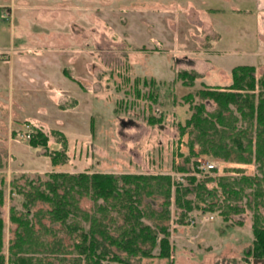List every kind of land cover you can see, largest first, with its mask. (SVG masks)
Returning <instances> with one entry per match:
<instances>
[{"label": "rangeland", "instance_id": "obj_1", "mask_svg": "<svg viewBox=\"0 0 264 264\" xmlns=\"http://www.w3.org/2000/svg\"><path fill=\"white\" fill-rule=\"evenodd\" d=\"M256 0H0V217L4 222L2 253L37 259L41 264H84L74 247L92 216L112 226L120 219L109 203L93 198L90 190L77 196L79 210L64 223L50 217V204L27 194L51 171L103 172L119 175L169 174L173 182L187 183L190 175L216 191L213 212H182L171 201L168 238L171 257L131 258L130 264H264L244 259L251 245L252 187L242 176L262 175L251 156L249 163L190 153L187 131L180 135L200 102L197 90L226 86L231 68L255 66L264 73V11L257 17ZM66 66L71 78L62 73ZM195 72L183 79L179 72ZM194 95L193 103L184 96ZM208 110L215 104L205 101ZM33 127L51 136L67 137L68 159L53 167L42 148L18 135ZM187 159V160H185ZM214 164L211 169L198 166ZM185 165L187 171H179ZM237 168H239L237 170ZM217 180L240 188L239 199L225 200ZM139 205L162 222V196L140 195ZM237 204L238 211L221 210ZM100 206H105V210ZM264 214V209H262ZM15 214L25 223L24 251L10 256L16 238ZM213 215L201 224V215ZM193 220V222H191ZM111 227H109L110 229ZM79 258L81 261L79 262ZM14 264V263H13ZM102 264H125L104 259Z\"/></svg>", "mask_w": 264, "mask_h": 264}, {"label": "trees", "instance_id": "obj_2", "mask_svg": "<svg viewBox=\"0 0 264 264\" xmlns=\"http://www.w3.org/2000/svg\"><path fill=\"white\" fill-rule=\"evenodd\" d=\"M231 82L226 86H204L197 90L200 102L193 103L194 95L188 93L184 96L186 102H191L192 113L184 124H178L180 135L187 131L191 137L188 148L191 154H206L221 157L227 161L249 163L251 156L257 163L262 175L242 176V179L252 187L251 199L246 202L252 209V235L251 245L244 251V259H264V73L257 76L255 66L250 64L236 65L231 68ZM62 73L71 78L67 67H62ZM185 79L196 78L195 72L186 70L179 72ZM215 104L214 109L208 110L205 101ZM51 136L36 128L35 133L28 140L32 147H40L50 159L53 167L65 163L67 156V137L58 129L52 130ZM187 160V159H185ZM239 168H237L238 170ZM179 171H187L185 165H180ZM239 171V170H238ZM213 176L198 179L194 175L187 177L184 185L173 182L169 174H135L123 173L114 175L103 172H57L51 171L48 178L41 185H34L28 198L39 199L50 204L49 213L55 221L64 223L65 220L79 210L77 196L87 194L96 199L108 202L111 210L116 211L120 222L116 218L109 226L101 217L92 216L89 227L81 230L74 247L84 264H102V260L109 259L119 263L130 264L131 258L153 256L152 251L158 248L159 257H171L173 246L168 238V228L164 221L168 218V207L171 201L182 212L180 221L193 210L213 212L220 205L216 200H207L206 194L216 191V187L208 188L207 183L216 181ZM226 193L225 200L239 199L244 191L217 180ZM142 193L152 195L158 193L162 196L163 212L162 222L154 221L149 224L144 219H153V213L146 214L139 205ZM105 210V206H100ZM227 209L220 211L226 220L228 211H238L237 204H228ZM15 222L16 238L11 241L10 256L15 251L22 252L26 238L20 228L24 229L22 218L15 214L10 215ZM4 222L0 217V264H6L2 253ZM109 227H111L109 229ZM14 261L8 257L7 264H41L37 259L31 262L23 255L17 256ZM81 259L79 258V262Z\"/></svg>", "mask_w": 264, "mask_h": 264}, {"label": "built area", "instance_id": "obj_3", "mask_svg": "<svg viewBox=\"0 0 264 264\" xmlns=\"http://www.w3.org/2000/svg\"><path fill=\"white\" fill-rule=\"evenodd\" d=\"M18 132V135L22 138H30L31 136V133L33 132V127H29L27 125V128L22 130V131H17ZM214 167V164L213 163H210V162H204L202 164H200L198 166L199 168V171H201L202 169H211ZM213 215H201L200 218H199V221L201 224H204V223H207L209 222L211 219H212ZM191 222H193V220H191Z\"/></svg>", "mask_w": 264, "mask_h": 264}, {"label": "crops", "instance_id": "obj_4", "mask_svg": "<svg viewBox=\"0 0 264 264\" xmlns=\"http://www.w3.org/2000/svg\"><path fill=\"white\" fill-rule=\"evenodd\" d=\"M256 7H257V17L260 18L261 10L264 11V0H256ZM260 12V13H259Z\"/></svg>", "mask_w": 264, "mask_h": 264}]
</instances>
